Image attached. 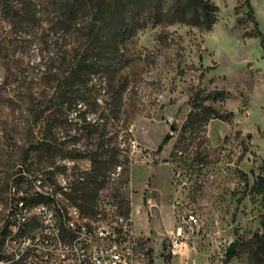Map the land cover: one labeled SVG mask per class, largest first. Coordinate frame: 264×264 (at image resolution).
I'll use <instances>...</instances> for the list:
<instances>
[{"label":"rangeland","instance_id":"obj_1","mask_svg":"<svg viewBox=\"0 0 264 264\" xmlns=\"http://www.w3.org/2000/svg\"><path fill=\"white\" fill-rule=\"evenodd\" d=\"M214 2L220 10L211 30L164 23L138 33L126 52L130 64L113 81H94L98 84L82 111L102 117L107 126L91 136L76 116L70 124L53 126L47 122L48 111L44 120L35 121L33 105L38 108L50 95L38 88L33 95L29 92L30 86L37 87L40 46L11 33L9 22L0 16L2 250L1 223L17 176L23 187L30 184V177L54 180L64 162L74 161L73 167L84 172L87 181L80 185L74 180L68 198L75 196L84 208L80 189L90 191L95 183L89 178L90 155L78 154L106 140L109 148L129 149L122 159H130V169L109 191L118 200L122 195L129 199L136 233L150 237L142 245L143 250L148 248L150 264H253L249 241L264 217L261 197L249 193L257 175L264 173V0H251L254 22L246 0ZM46 19L44 25L49 23ZM256 29V36H248ZM199 89L228 92L223 101L207 104L233 116L228 121L210 120L199 136L187 135L182 142L190 99ZM94 99L100 106L94 107ZM168 133L172 138L158 152ZM43 141L51 150H39ZM133 141L147 152L137 151L130 158ZM176 146L182 152L173 160ZM57 148L59 155L53 157ZM125 180L129 186L123 189ZM189 213L200 219L188 247L190 255H169L168 235ZM237 239V254L227 258L229 243Z\"/></svg>","mask_w":264,"mask_h":264},{"label":"trees","instance_id":"obj_2","mask_svg":"<svg viewBox=\"0 0 264 264\" xmlns=\"http://www.w3.org/2000/svg\"><path fill=\"white\" fill-rule=\"evenodd\" d=\"M246 5L254 22L251 0H246ZM219 10L214 0H0V16L9 22L11 33L21 35L26 42H37L40 46V60L36 65L39 70L37 87L30 86L29 92L33 95V89L38 88L48 90L50 95L41 101L42 105L38 108L33 105L35 121L44 120L48 111L50 114L46 119L47 122L52 121L53 126L70 124L75 120L73 116H76L88 129L90 136L107 126L102 117H91L92 111H82L85 102L90 99L91 90L98 84L94 81H113L130 64L126 52L141 30L164 23H180L211 30L218 21ZM46 17L49 18L48 25H44ZM258 33L256 29L248 36ZM227 95L228 92L218 89L193 92L190 99L192 109L182 126V142L187 139V135L199 136L212 119L230 120L233 112L222 113L207 104L208 101H223ZM97 100L94 99V107L100 106ZM29 102L34 103L31 98ZM116 136L118 138L119 133ZM171 138V133H168L157 151L160 152ZM40 145L41 151L51 150L47 141ZM109 146L103 140L97 147L88 145L80 149L78 156L91 157L93 172L89 178L95 183L90 191H87L88 188L80 189V196L86 206L84 208L93 203L111 169L123 164L124 175L130 169V159L120 158L123 151L128 152V147ZM178 148L176 146L171 152L173 160L182 152ZM55 150L53 157L60 152L58 148ZM48 178L53 180L51 176ZM21 179L17 177V182L21 183ZM124 183L128 182L125 180ZM249 193L261 197L264 203V173L257 175ZM72 198L73 202L78 203L75 196ZM40 201L42 199L38 197L30 198L31 203ZM118 205L120 210L130 213L128 198L122 195ZM249 245L253 264H264V217L261 229L253 234ZM1 251L0 243V256ZM236 254L227 253V258Z\"/></svg>","mask_w":264,"mask_h":264},{"label":"built area","instance_id":"obj_3","mask_svg":"<svg viewBox=\"0 0 264 264\" xmlns=\"http://www.w3.org/2000/svg\"><path fill=\"white\" fill-rule=\"evenodd\" d=\"M137 151L146 153L147 149L133 141L130 158ZM124 156L125 151L120 158ZM72 162H64L52 181L30 177L26 187L11 183L4 223H1L4 234H11V242H6L0 264L10 261L14 254H22L24 264H150L146 252L140 250L142 239L134 229L132 209L130 213L120 210L118 199L109 191L110 186L123 178L124 165L107 173L105 185L93 203L82 208L68 198L74 180L80 185L87 181L84 172L77 173ZM122 186L126 189L129 184ZM32 197L42 201L31 203ZM23 218H31V232H25L22 239H14V229L21 227ZM199 229L200 219L196 214L181 216L168 235L169 254L175 257L183 254Z\"/></svg>","mask_w":264,"mask_h":264},{"label":"bare ground","instance_id":"obj_4","mask_svg":"<svg viewBox=\"0 0 264 264\" xmlns=\"http://www.w3.org/2000/svg\"><path fill=\"white\" fill-rule=\"evenodd\" d=\"M2 229L4 230V228ZM25 232H31V218L21 219V227H15L14 229V239H22V236L25 235ZM4 236L5 244L3 246L2 253H5L6 242H11V234H5ZM5 264H24V257L22 254H14L11 256L10 261L5 262Z\"/></svg>","mask_w":264,"mask_h":264},{"label":"water","instance_id":"obj_5","mask_svg":"<svg viewBox=\"0 0 264 264\" xmlns=\"http://www.w3.org/2000/svg\"><path fill=\"white\" fill-rule=\"evenodd\" d=\"M239 243H240V241L238 239L230 242L227 249H226V253H228V254L235 253L237 251Z\"/></svg>","mask_w":264,"mask_h":264},{"label":"crops","instance_id":"obj_6","mask_svg":"<svg viewBox=\"0 0 264 264\" xmlns=\"http://www.w3.org/2000/svg\"><path fill=\"white\" fill-rule=\"evenodd\" d=\"M141 236V246H140V250L142 251V252H146V251H148V248L147 249H145V250H143L142 249V245H143V243H145V242H147L148 241V239L150 238V237H146V236H144V235H140ZM145 245V244H144ZM189 247V246H188ZM188 247H186L185 248V253H187L188 255H190V248H188ZM167 253L169 254V249L167 250ZM170 255V254H169ZM150 261V260H149Z\"/></svg>","mask_w":264,"mask_h":264}]
</instances>
